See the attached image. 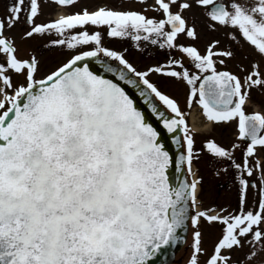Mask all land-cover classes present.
Returning a JSON list of instances; mask_svg holds the SVG:
<instances>
[{
  "label": "snow or ice",
  "instance_id": "snow-or-ice-1",
  "mask_svg": "<svg viewBox=\"0 0 264 264\" xmlns=\"http://www.w3.org/2000/svg\"><path fill=\"white\" fill-rule=\"evenodd\" d=\"M75 3L3 0L0 264H152L180 242L184 264H264V106L249 110L264 96V0H120L38 20ZM201 26L212 34L202 50ZM120 38L166 58L138 69L105 43ZM33 40L69 54L42 70L24 47ZM152 74L184 86L183 106ZM193 105L195 122L231 124L232 139L197 147ZM201 156L224 165L217 176L231 172L235 208L201 201Z\"/></svg>",
  "mask_w": 264,
  "mask_h": 264
},
{
  "label": "rangeland",
  "instance_id": "rangeland-1",
  "mask_svg": "<svg viewBox=\"0 0 264 264\" xmlns=\"http://www.w3.org/2000/svg\"><path fill=\"white\" fill-rule=\"evenodd\" d=\"M120 2V0H76V3L73 7H66V8H58L55 5H53L50 8H46L45 12L51 13V15L49 16H44L41 15L38 20L43 21L46 20L48 18H55L57 15L59 14H64V13H70L72 11H75L79 8H81L82 6H87L89 8V10H92L95 6H97L98 4H113L116 3L118 4ZM125 3L131 5V6H136L137 4V0H124ZM148 15H152L153 13H146ZM122 39H112V40H105V43L107 46L113 47L116 50L119 49H127V54L129 57L130 62H132L138 69H143L146 65H151L152 63L155 62H160L163 63L164 59L166 58L164 55V50H158L155 46H152L150 44H147L145 42H141V48H149V52L153 53L151 55V58H149L146 62H139L138 64L137 62V56L139 55V52L136 51L135 46L133 45L132 41L130 40V42L127 43V45H124L122 43ZM46 43V41H45ZM198 44V41L195 42ZM30 46V50L32 53L36 54L37 56L39 55V59H41V63L43 64L44 68L46 69L47 67H51L53 64L57 63L58 61H60L61 59H63L64 55L69 54L68 49L64 50L63 55L61 54L59 49H48L45 50L43 47L42 49H35V45L34 43H29ZM43 46V44H42ZM40 50L45 51V54H39ZM175 55H179V53H173ZM42 66V65H41ZM44 69V70H45ZM151 80H153V82L158 83L159 86H161L162 90L166 91L168 94L173 95L174 97L178 98L183 106V98H184V86L183 85H178L173 81H169L166 80L163 77H160L156 74H152L149 77ZM187 111V109H185ZM191 111H196L199 112V110L197 109H193ZM190 111V112H191ZM198 133L196 140H197V147H199V143H200V138H199V130L196 131ZM199 166H201V159H199L198 162L193 164V168L194 170H196L198 173L200 171ZM200 175V173H199ZM203 179H202V185H201V194H200V199L203 202L204 205L211 207L212 205H215V203L218 204V206H227V208L229 210H231L232 208H234L230 202L227 203V199L230 198L229 194L225 195L226 200H224V203H222L221 198H216L218 192L220 193V190L218 191L217 187H216V181H214V179H212V177H210V172L205 173L204 175H202ZM220 189V188H219ZM218 234V228L217 227H213L209 230L206 231L205 233V247L210 248L212 245V242L214 241L216 235ZM190 236V234H189ZM187 256V247L186 244H184V246L182 247L181 250H179L176 255L174 260L176 261V264H184V260L185 257ZM203 259V258H202Z\"/></svg>",
  "mask_w": 264,
  "mask_h": 264
},
{
  "label": "flooded vegetation",
  "instance_id": "flooded-vegetation-1",
  "mask_svg": "<svg viewBox=\"0 0 264 264\" xmlns=\"http://www.w3.org/2000/svg\"><path fill=\"white\" fill-rule=\"evenodd\" d=\"M3 10V0H0V11ZM44 16H49L51 15V13L48 12H44L43 13ZM200 32H201V38L198 41V46L201 47V50L203 49V44L205 43V41L209 38L210 33H207L206 30L201 26L200 28ZM130 42L129 38H123L122 39V43L124 45H127V43ZM29 43H34L35 45V49H42V43L39 40H33V41H28L25 44V49L29 52H31L30 50V46ZM45 43V41L43 42ZM147 43V42H145ZM148 44V43H147ZM149 48H144V51H141L139 49H136L137 52H139V55L137 56V64L139 62H146L149 58H151V55L153 53H150ZM119 50H124V49H119ZM39 54H45V51L40 50ZM128 52V51H127ZM39 57V55H38ZM126 57L129 59L128 54L126 53ZM41 60V59H40ZM42 61V60H41ZM41 67L42 70H44V66L41 63ZM227 67L233 71H235V68L233 67V63L231 61L228 62ZM264 106V96H261L260 93H255V100L250 101L249 102V110H258L260 107ZM198 109V107L196 105H193L192 109ZM190 113V112H189ZM200 116V112H197ZM189 117V115H188ZM187 117V119H188ZM205 125L203 126L202 129L199 130V138L201 139L202 136H207V135H211L213 137H215L218 141H220L221 143H226L228 141H230L234 135V127L233 125L229 124V125H217L216 127H211L210 125H208V123L205 121L204 122ZM200 146V143H199ZM240 153L239 151H237L236 156L239 157ZM201 166H199L200 168V176L202 177V175H204L207 172H210V177H212V179H214V181H216V187L218 189V191L220 190V193L218 192L216 198H221L222 203H224V199L226 194H229L230 198L227 199V203L230 202V204L235 208L237 206V198H236V190L235 187L233 185L232 182V178H231V172H224L221 175L217 176L215 174V168H223V164H214L212 161H210L207 157L205 156H201ZM203 178V177H202ZM220 188V189H219ZM215 205L218 206L217 203H215ZM219 207H225L227 208V206H219ZM171 264H176V261L174 260Z\"/></svg>",
  "mask_w": 264,
  "mask_h": 264
},
{
  "label": "water",
  "instance_id": "water-1",
  "mask_svg": "<svg viewBox=\"0 0 264 264\" xmlns=\"http://www.w3.org/2000/svg\"><path fill=\"white\" fill-rule=\"evenodd\" d=\"M90 63H91V66L94 69H98L100 67L94 61H91ZM127 90L129 91L130 95H133L134 99H136L137 106L140 107L141 110L144 112L145 117L148 120V122L152 123L153 126L156 127L160 131L161 137L164 138V142L166 144H169L170 141L166 138L167 137V133L162 128V126L158 122L157 118L146 107V105L143 103V101L138 97V94L137 93H135L130 88H128ZM169 175H170L171 181L173 183H175L176 182V179H177V174H176L174 168H171L169 170ZM180 178L183 179L184 177L181 176ZM184 244H185L184 242H180V243H178L177 245H175V246H173L171 248H167L164 252L158 254L157 257H154L153 258L152 264H171L174 261V258H175L176 253L179 250L182 249V247L184 246Z\"/></svg>",
  "mask_w": 264,
  "mask_h": 264
},
{
  "label": "bare ground",
  "instance_id": "bare-ground-1",
  "mask_svg": "<svg viewBox=\"0 0 264 264\" xmlns=\"http://www.w3.org/2000/svg\"><path fill=\"white\" fill-rule=\"evenodd\" d=\"M199 119H200V116L196 111H191L189 113V125L193 127L196 131L202 129L203 126L205 125L204 122L203 123L195 122V121H198Z\"/></svg>",
  "mask_w": 264,
  "mask_h": 264
}]
</instances>
